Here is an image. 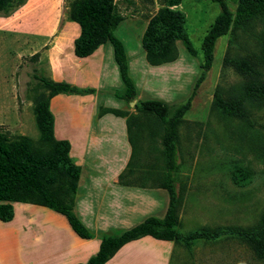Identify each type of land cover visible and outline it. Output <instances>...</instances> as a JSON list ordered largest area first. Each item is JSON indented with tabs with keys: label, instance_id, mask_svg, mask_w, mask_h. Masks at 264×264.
<instances>
[{
	"label": "rangeland",
	"instance_id": "obj_1",
	"mask_svg": "<svg viewBox=\"0 0 264 264\" xmlns=\"http://www.w3.org/2000/svg\"><path fill=\"white\" fill-rule=\"evenodd\" d=\"M224 1L235 12L239 0ZM29 2L9 18L0 17V24L4 21L6 27L12 28L3 26L0 29V73L7 78L5 83L2 77L0 79V84L3 83L2 86L7 90L5 106L8 107L9 103L6 102L10 99L11 83H14L16 95L18 85L22 113L28 115L32 110L31 96L34 92H45L33 75L48 80L50 78L47 61L53 41L56 37H67L63 50L68 53L70 40L79 31L78 25L69 22L64 13L63 1L60 4L58 0H53L51 11L39 8L26 18ZM115 4L123 17L115 36L124 46L129 61V76L140 99L181 105L191 97V107L177 126L176 167L170 172L175 191L182 195L179 231L187 234L202 227L213 229L256 225L264 217V101L259 106H251L244 101L251 113V123L226 116L214 108V103L216 92H221L220 98L224 101L228 100L230 94L243 95L242 79L233 67L225 65V56L228 50L236 56L244 53L259 55L264 21L256 20L249 28L236 32V35H240L237 39L233 33L221 37L217 41L210 70L195 88L201 75L203 41L220 13L219 6L210 0H115ZM164 9L182 14L185 33L194 54L187 51L181 41H176L175 59L170 63L152 66L145 60L142 39L150 20ZM41 24L45 30L36 29V35L38 37L42 33L46 40L33 37L34 28L31 27L34 25L36 28ZM37 52L39 57L26 60L17 74L18 67L14 69L17 54L21 55L20 66L21 58L29 57L24 55L32 56ZM58 81L59 78H56L55 82ZM110 86L114 88L113 93L121 89L117 76L110 82ZM113 93L110 98L115 100ZM100 99L99 102H106ZM66 100V95L60 96L54 102V108L63 117L65 114L77 116L80 111L70 107ZM109 106L114 105L109 103ZM124 107V111L133 113L134 107ZM83 116L86 118V113L83 112ZM141 123L139 130L133 126L129 131L134 154L129 167L133 174L136 173L133 181H138L142 186H156L163 183V180L158 182L150 163L157 161L161 173L168 169L162 155L163 128L160 126L157 136L155 123ZM8 127L15 129L13 135L28 138L34 148L46 147V144L38 143L40 135L32 116L26 119L22 117L19 126ZM240 171H248L250 180H237L235 175ZM33 210L38 211L36 207ZM10 227L0 223V246L11 244L8 233ZM167 264H264V261L257 259L242 242L224 237L215 241L199 240L191 247L174 245Z\"/></svg>",
	"mask_w": 264,
	"mask_h": 264
},
{
	"label": "trees",
	"instance_id": "obj_2",
	"mask_svg": "<svg viewBox=\"0 0 264 264\" xmlns=\"http://www.w3.org/2000/svg\"><path fill=\"white\" fill-rule=\"evenodd\" d=\"M28 0H0V17L8 18L23 7ZM217 4L220 13L215 19L203 41V63L201 75L195 88L210 70L217 41L228 33L235 34L250 27L256 20L264 21V0H239L235 12L231 11L224 0H210ZM64 13L70 22L79 27V35L75 41L74 52L77 57H87L101 45L109 42L113 49L114 61L117 65L122 88L113 93L129 105L136 101V114L126 111L104 109L99 110V116L111 113L126 119L128 130L133 126L141 128V122L155 123L156 135L163 128V159L167 170L161 173L157 161L151 164L158 182L156 186H142L133 181L132 156L127 167L119 177V182L125 180L131 186L162 188L167 191L169 202L163 218L148 217L136 226L123 231L119 235L102 233L99 235V248L87 262L80 264H106L124 245L149 236L155 240L173 242L191 247L199 240L215 241L221 238L236 239L245 244L259 260L264 261V217L252 227H217L198 228L190 233L179 231V213L182 195L175 191L171 171L175 169L177 152V126L182 122L183 115L191 107V97L181 105H168L162 101L147 99L137 100L136 89L129 76L127 56L122 42L115 36V31L123 21L116 8L115 0H63ZM235 34V39L239 38ZM181 41L187 51L194 54L189 39L185 33L182 14L164 9L150 20L142 39L146 61L152 66L170 63L175 59V42ZM261 52L259 55L244 53L236 56L228 50L225 65L234 68L242 79L243 95L230 94L224 101L221 92H216L214 108L226 116L251 123V113L245 102L251 106H259L264 101V32L262 33ZM46 47V46H45ZM44 47V48H45ZM39 52L29 57H22V64L17 68V74L26 60H35ZM39 81L44 93L32 97V111L36 117V126L40 133L38 141L46 144L43 148H34L30 140L23 135L14 134L15 129L0 125V222L8 223L14 216L13 204H32L52 210L62 215L73 233L82 240H90L93 235L83 226L73 212L72 203L76 189L78 172L68 156L69 146L65 141H53L52 116L48 110L49 101L59 95H90L91 89H81L63 82L33 75ZM17 111L20 114L21 99L17 85ZM131 124V125H130ZM134 128V127H133ZM153 132V131H152ZM138 133V132H137ZM129 142L131 139L129 136ZM132 146V145H131ZM264 157V147L262 149ZM141 159V158H140ZM143 160V159H141ZM145 160H143L144 162ZM142 162V163H143ZM248 171H240L235 178L242 182L250 180ZM131 177V179H130ZM162 179V180H161Z\"/></svg>",
	"mask_w": 264,
	"mask_h": 264
},
{
	"label": "crops",
	"instance_id": "obj_3",
	"mask_svg": "<svg viewBox=\"0 0 264 264\" xmlns=\"http://www.w3.org/2000/svg\"><path fill=\"white\" fill-rule=\"evenodd\" d=\"M62 1L58 0L60 4ZM27 2L29 4L26 8L29 7V11L26 18L29 13L39 8L44 7L51 11L53 5V0ZM42 25L31 27L34 28L33 37H37L36 29L45 28ZM3 26L11 28L6 27L4 21L0 24V29ZM78 35L79 31L77 36L70 40L68 53L63 50L67 37L65 39L56 37L53 41L54 45L49 50L47 61L49 80L55 82V79L59 78L58 82L81 89L88 88L94 92L85 96L59 94L49 101L48 110L53 123L52 139L54 142H67L68 156L78 172L72 203L73 212L93 238L90 240L78 238L65 218L48 208L14 203L12 221L0 222L11 226L8 233L12 240L10 245L0 246V264L85 263L98 251L100 234L119 235L148 217L161 219L165 216L169 202L166 190L142 187L138 184L131 186L126 184L125 180L124 183L119 182V177L127 171L132 156L127 122L125 118L111 113L99 116L101 108L124 111L123 108L126 106L124 101L110 98L114 89L110 82L115 76L120 80L113 49L107 42L96 48L89 56L77 57L74 45ZM37 38L46 40L42 33ZM20 57L21 55L17 54L15 70L20 64ZM127 64L129 72L128 57ZM10 76L13 77L12 74ZM1 77L0 73V79ZM2 78L5 83L7 78L4 76ZM120 83L122 88L121 80ZM2 85L3 83L0 84V124L19 126L22 117L26 119L32 116L36 125V117L32 110L29 115L26 112L22 113V110L20 114L17 111L16 84L11 83L10 99L6 102L9 103L8 107L5 106L7 90ZM135 89L137 100H141L136 87ZM63 95L67 96L66 103L70 107L80 111L77 116L65 114L63 117L57 108H54V102ZM100 97V101L104 99L106 102H99ZM109 103L114 106H109ZM83 112L86 113V118H83ZM129 114H136L135 109ZM37 131L39 133L38 128ZM34 207L38 211L33 210ZM173 248V242L146 236L124 245L106 264H167Z\"/></svg>",
	"mask_w": 264,
	"mask_h": 264
},
{
	"label": "water",
	"instance_id": "obj_4",
	"mask_svg": "<svg viewBox=\"0 0 264 264\" xmlns=\"http://www.w3.org/2000/svg\"><path fill=\"white\" fill-rule=\"evenodd\" d=\"M129 105H130V107H133L135 105V101L131 102Z\"/></svg>",
	"mask_w": 264,
	"mask_h": 264
}]
</instances>
